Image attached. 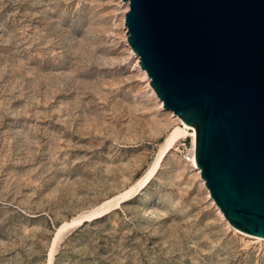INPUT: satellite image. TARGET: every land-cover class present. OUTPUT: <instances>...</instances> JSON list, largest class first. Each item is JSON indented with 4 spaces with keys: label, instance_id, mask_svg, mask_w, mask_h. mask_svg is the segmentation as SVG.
Returning <instances> with one entry per match:
<instances>
[{
    "label": "rangeland",
    "instance_id": "rangeland-1",
    "mask_svg": "<svg viewBox=\"0 0 264 264\" xmlns=\"http://www.w3.org/2000/svg\"><path fill=\"white\" fill-rule=\"evenodd\" d=\"M127 8L0 0V264H48L55 229L91 212L51 264H264V240L227 225L191 166L189 133L143 186L181 126L142 75Z\"/></svg>",
    "mask_w": 264,
    "mask_h": 264
},
{
    "label": "water",
    "instance_id": "water-1",
    "mask_svg": "<svg viewBox=\"0 0 264 264\" xmlns=\"http://www.w3.org/2000/svg\"><path fill=\"white\" fill-rule=\"evenodd\" d=\"M124 1V0H123ZM127 42L234 227L264 237V0H125Z\"/></svg>",
    "mask_w": 264,
    "mask_h": 264
},
{
    "label": "bare ground",
    "instance_id": "bare-ground-1",
    "mask_svg": "<svg viewBox=\"0 0 264 264\" xmlns=\"http://www.w3.org/2000/svg\"><path fill=\"white\" fill-rule=\"evenodd\" d=\"M126 2H127V1H126ZM136 57H138V56L136 55ZM141 72H142V75H143L145 78H148L147 75H146V72H145V70H144L143 68H141ZM152 91H153V89H152ZM153 92H154V91H153ZM154 94H155V92H154ZM155 95H156V94H155ZM159 102H160V106H162V103H161V100H160V99H159ZM173 114H174V116H177V119L180 121V126H181V127H180V128H175L173 131L170 132V134H169V136L167 137L166 142H165V144H164V146H163L162 151L159 153V155L157 156V158H156L155 161L153 162L152 166L149 168L148 173H147V176L144 178L145 181H144L143 186L147 183V181H148V180L150 179V177L153 175V173L155 172V170H156L157 166L159 165L161 159L163 158L164 154L166 153V151H168V150L171 148V146H172L174 140H175L177 137L189 133V135L192 136V142H193V146H194V142H195V127H194V125H193V124H187V123H184V122L182 121V119H181L178 115H176L175 113H173ZM162 160H163V159H162ZM190 163H191V166H192L194 169L197 170V173H199V167L197 166V164H196V162H195V159H194V149H193V151H192V155H191V157H190ZM199 174H200V173H199ZM202 180H203V179H202ZM143 186H142V187H143ZM127 193H128V191H125V192L120 193V194L117 196V199H118L117 204H118L120 201H122V200H124V199L126 198ZM210 198H211V196H210ZM211 199H212V198H211ZM212 200H213V199H212ZM109 202H110V199L104 201L103 204H106V203H109ZM214 204H216V203H214ZM216 206H217V205H216ZM217 209L219 210L218 212H219L220 216L225 220V222L227 223V225H228L229 227H231L234 231H236V232L239 231L241 234L246 235V236L251 237V238H255V239H259V240H264V237H261V236H259V235H254V234H251V233H248V232L242 231V230H240V229L234 227V226L231 225V224L229 223V221L225 218V216L222 214V212H221V210L219 209L218 206H217ZM96 213H97V212H91V213L86 214V215H84V216H82V217H79V218H77V219H73L71 222H66V223H64V224H62V225H60V226H58V227L55 229L54 236H53V238H52V242H51V246H50V250H49V253H48V264H51V263H52V262H51V259H52V255H54V254H53V252H54V246H55V243H56V241H57L59 235H60V234H61V233H62V232H63V231L69 226V225H71V224H73V223H75V224H80L83 220L92 219V218H95V217L99 216V215H95ZM102 214H103V213H102ZM100 215H101V214H100Z\"/></svg>",
    "mask_w": 264,
    "mask_h": 264
},
{
    "label": "trees",
    "instance_id": "trees-1",
    "mask_svg": "<svg viewBox=\"0 0 264 264\" xmlns=\"http://www.w3.org/2000/svg\"><path fill=\"white\" fill-rule=\"evenodd\" d=\"M101 215H103V214H101ZM101 215H100V216H101ZM84 221H85V220H83L81 223H83Z\"/></svg>",
    "mask_w": 264,
    "mask_h": 264
}]
</instances>
